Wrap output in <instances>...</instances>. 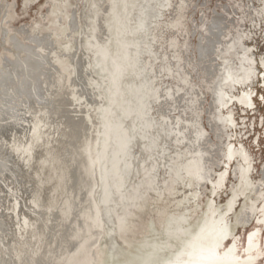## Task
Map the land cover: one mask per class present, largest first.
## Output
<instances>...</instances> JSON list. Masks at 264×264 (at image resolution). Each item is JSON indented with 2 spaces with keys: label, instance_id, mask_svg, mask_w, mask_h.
Here are the masks:
<instances>
[{
  "label": "bare ground",
  "instance_id": "obj_1",
  "mask_svg": "<svg viewBox=\"0 0 264 264\" xmlns=\"http://www.w3.org/2000/svg\"><path fill=\"white\" fill-rule=\"evenodd\" d=\"M50 1L44 28L36 24L27 36L36 47L23 45L11 37L13 59L0 58L3 101L0 103V182L5 189L0 188V213L4 211L0 218V264H87L83 257L95 243L104 240L102 222L97 218V198L107 208L114 196L122 197L129 192L133 195L139 185L155 181L160 158V170L165 169V175L173 174L166 184L168 196H174L181 186L187 195L176 205L183 201L195 203L208 178L206 164L212 162L211 157L219 150L215 144L206 146L211 143L201 130L198 114L204 90L191 80L187 60L183 58L186 54L181 53L180 47L185 49L184 45L179 46L176 38L169 45L174 51L177 70L162 59L164 66L158 72L178 81L175 88L162 90L156 82L158 73L152 77L150 61L141 60L148 54L156 60L150 52L152 22L163 11H171L169 27L180 31L189 7L187 0H116L105 10L98 8L105 0H78L82 3L79 15L86 19L79 32L77 15L69 13V0ZM226 1H232L231 8L218 5L221 12L212 10L204 31L206 36L199 37L196 45L201 69L208 81L212 77L216 86L212 90L215 97L221 90L223 65L228 62L226 55L232 49L237 55L234 41L239 38L240 22L244 21L251 2L246 0L245 5V0ZM133 11L135 21L131 24ZM232 13L238 17L232 18ZM2 15L4 20L6 15ZM163 29L159 32L163 33ZM231 30L236 34L232 35ZM74 34L75 42L71 43ZM101 35L105 38L99 41ZM145 42L146 48L142 47ZM207 62L208 72L204 71ZM64 68L69 70V76L64 74ZM122 76L126 79L123 86L120 85ZM186 87L190 89L189 99L180 105L181 96L188 95ZM159 103L162 109L165 104H178L173 108H183L182 113L190 106L193 113L190 121L182 123L179 118L161 113L155 119L153 106ZM20 117L23 125L18 121ZM216 121L222 122L220 118ZM209 125L214 133V125ZM164 137L174 145L170 161L179 165L176 171L167 161L162 163L167 152L162 142ZM137 142H141L140 149H145L144 155L141 154L144 159L139 163L133 154ZM135 175L142 179L139 183L133 182ZM257 190L259 187L254 185L250 196ZM24 194L26 202L21 199ZM255 210L253 201L246 202L241 209L240 223L234 224H247ZM105 213L107 223L112 224L107 210ZM158 213L160 236L164 240H137L136 253L124 257L123 250L110 245L111 264L214 263L208 248L217 246L216 234L220 227L215 220L210 221L214 226L204 225L200 232L202 223L197 218L183 232L182 240L169 242L168 229L190 216L189 211L177 215H164L162 210ZM209 213L217 214L214 210ZM232 228L230 222L226 232L232 233ZM109 231L106 238L113 235V230ZM176 235L177 232L173 236ZM164 241L163 244L171 246L159 254ZM134 244V241L129 243L125 251ZM188 246L191 254L186 260ZM104 258L105 252L98 264H104Z\"/></svg>",
  "mask_w": 264,
  "mask_h": 264
},
{
  "label": "rangeland",
  "instance_id": "obj_2",
  "mask_svg": "<svg viewBox=\"0 0 264 264\" xmlns=\"http://www.w3.org/2000/svg\"><path fill=\"white\" fill-rule=\"evenodd\" d=\"M94 1H97V0H94ZM115 1L116 0H105L102 3H99L100 7H98V8H99V10L108 9L112 5V3ZM187 1L189 2V7H188V10L184 14V19H185L184 20V23H185L184 27H181L180 31H177L175 28L172 29L169 27L171 25L170 22H171V18H172V12L171 11H163L162 10L163 12L161 14V17L155 19L152 22V25L150 28V34H151V38L153 39V44H152V48H151L150 52L152 53V55L155 56L156 60L150 59L149 54L146 56H143V58L141 60L144 63L150 61V65L153 69L152 70V77H155V75L160 71V68L162 66H164L162 59H166L165 61H166L167 65L169 67H172L176 71L177 70V63H176L175 58L173 59L174 51H173V49L169 48V45H170V42H172L173 39H175V38H176L177 42L179 43V46H181V44H182V46L184 45L185 49H183V47H180V48H182L181 49L182 55L186 54L185 55L186 57L183 56V58H184V60H187L185 62L187 65V70L189 71V73L191 75V80L195 85L197 84L199 87H201L204 90V91L202 90L203 91V96H202L203 99L201 98L202 106H201V109L198 112V114L200 113L199 117L201 118V130H202V132H204L205 137H210L211 136L210 133L212 132L210 130V125H209L210 123H208L210 105L212 104V99L213 98L216 99L217 96L213 97L210 94L209 89L212 86V82H211V79H209V81H208V78H206L203 70L201 69V68H203V66L201 67V65L199 64V61L197 58L198 55L196 52V45H197L199 37L202 36L203 38H205V36H206V33L204 31H205V27L208 25L209 19L212 17V13H213L212 10L214 9V12L216 11L215 13H217L218 11L221 12L218 5H224L227 7H228V5H230L229 6V9H230L232 1L231 2L230 1L228 2L226 0H219V1H217V0H198V1L197 0H187ZM201 1H203V3ZM253 1L255 3V6L257 8H259V5L256 3V1L255 0H253ZM69 2H70L69 13L70 14L75 13L78 17V23H77V26H78L77 30L78 31L77 32H79L83 28V25L86 22V19H82V16L79 15V14H81L82 3L78 0H69ZM218 3H220V4H218ZM244 3L246 4L248 2L245 0ZM249 5H252V2H250ZM50 6H51L50 0H0V10H1L0 27L2 26V24L4 25V26H2V28H0V58L3 57L8 61L13 59L12 58L13 54L10 52L12 50L11 49L12 42L10 41L11 37L17 38V40L20 41L23 45L28 44L29 47H31V48L36 47L35 44H30L29 40H27L29 30L31 29L32 26H34L36 24H39L42 29L44 28V26L46 24V19H47L46 17H47L48 9ZM96 11H98L97 8H96ZM134 13H135V11H133L132 16L135 15ZM2 14L6 15L4 20L1 17ZM201 15H202V17H201ZM231 16H233L232 18H234V19L238 17L234 13H232ZM44 18H46V19H44ZM131 18H132V23L131 22L130 23L134 24L133 21H135V16L131 17ZM2 20L6 21V22H3ZM79 20L81 21V23ZM63 21L66 22V16L64 17ZM259 22L261 23L260 24L261 26L257 25L256 29H254L253 27H250V25L248 23H246L242 27V30L252 34V37H251L252 39L248 40L247 42H244V43L246 44L247 47L252 49L253 58H254V61L256 63V67H255L256 73H257L258 77L263 74V79H264V20H261V21L258 20V24H259ZM201 23H204V24H201ZM197 26H199V27H197ZM196 27H197V31H196V33H194V29ZM167 28H168V30H167ZM22 29H24V31H22ZM159 29H161V30L163 29L164 30L163 33L159 32ZM3 30H5L4 31L5 33L3 32ZM154 30H156V31H154ZM42 31H44V30H42ZM75 35L76 34H74V37L70 40L71 43L75 42V38H76ZM104 38L105 37L103 35H101L99 41L104 40ZM158 38H159V40H158ZM6 44H8V45H6ZM142 45H140V46L145 47L147 45V42H145ZM132 46H133V44H131L129 46V48L131 49ZM146 57H148V58H146ZM57 61L60 62V60H58V59H57ZM153 61H154V63H152ZM193 65H195V66H193ZM206 65L207 66H206V69L204 68V71L208 72L207 69H208V67H210V64L207 62ZM260 67H262L263 70H260ZM68 71L69 70L67 68L63 69V72L66 76H69ZM180 76L183 77L182 73ZM125 81H126V79L122 76L120 79V85L123 86V83ZM156 82L162 90H166L169 88H175L177 86L178 81H176V80L174 81L172 78L168 77L167 74H164L161 72V74H159V73L157 74ZM96 83L98 84L99 81H96ZM261 83H262V81L257 78L254 81L253 85H251V90L253 93V95H252L253 96V98H252L253 110L247 112L246 114H243V112L241 111V108L239 106H237V107L235 106L232 110L236 125L232 129L231 134H232V136H234L233 138H235V135H236L238 137L242 136V138L246 139L245 141H243V146L249 152L252 159L255 160L254 171L252 174V180L253 181L258 180L259 173L262 169V166L264 165V90L260 89ZM263 85H264V80H263ZM94 87H96L95 84H94ZM189 90L190 89L186 90L188 95L186 93H184L183 96H181L182 98L180 99V105H184L187 102V99H189V94H190ZM0 103H3L1 96H0ZM216 103H217V101H216ZM176 105H178V104H174V105H168L167 104V106L165 104L163 106V108H165V109H162V106L160 105V103L155 104L153 106L154 118L157 119L160 116V114H158V113H161V114H165L166 117H169V118H171V117L179 118L182 123L187 122V121L189 122L191 119V115L193 114L191 112L192 109H190V106H189V108H187L185 110V112L182 113L181 110L183 108H180L177 110H175V108H173ZM166 109H168V110H166ZM20 119H21V122H20ZM20 119H18V121H19L20 125H23L22 124V120H23L22 117H20ZM216 127H218V126H216ZM168 132L169 131L167 130V133ZM219 133H220V131L218 129L214 133L212 132V134H214V137H213V139L208 138L210 140L209 143H211V144H207L206 146L211 147L213 144H215L216 142H214V141L218 140L220 138V137H218ZM166 140L168 141V139H166L165 137L162 139V142L164 141V144H163L164 148L167 151L165 153V155H166L165 160H163L162 163L167 161L166 163L167 164L169 163L168 164L169 166L171 164L170 167L174 168V170L176 171L178 169L179 165L174 164L173 162L170 161V157L174 153L173 150H175L174 145L172 146L171 142H169V141L167 142ZM257 142H258V144H257ZM216 144H218V142ZM235 144H236V142H235ZM140 145H141V142H137L136 146L133 149V154L137 158L136 163H139L141 160L144 159L143 158L144 156H142V155H144L145 149H140L141 148ZM166 147L168 148V150ZM172 147H173V149H172ZM140 150H141V153H140ZM221 153H222V151H220V153L216 154V156H219L220 159L222 158ZM201 156H203V153H201ZM216 156H215V158H216ZM156 159H157V156H156ZM158 159H157L158 160L157 164L159 165V169L157 171V175L154 176V178L156 177L155 181H151V182H148L147 184L143 183V184L139 185V189L135 190L133 195H130V192H129L128 194H126L125 196H122V197L114 196L110 201L111 205H109L107 208H106V205H103L101 203L100 199L97 198V202L99 203V206H97L98 207L97 208V218H98L100 223L102 222L101 223V226H102L101 233H102V238L104 237V240L102 242L95 243V245H93L91 247V250H89L87 252V254L83 257L84 263L98 264V262L101 259L102 254L105 252L104 264H111L110 262H112V261L109 258V247H110V245L115 246L116 249L119 248V250H123L124 253H122V255H123L122 257H124V256H129V254L131 252L136 253V250L139 248V242L142 241L144 238H148V239L157 238L158 239L157 241H159V240L163 241L164 237L160 236L162 234L161 229H160V225H159V213L158 212L160 210H162L164 212V215H177L179 213L185 212L186 210L189 211V215H190V219H191L189 221V225L193 224L197 220V218L198 219L203 218L202 213H204L206 211V208H207L206 205L208 204L207 200L210 197V194H209L210 187H207L204 184V186L200 190L199 197L195 203L193 201H189V202L183 201V203L181 205L177 206L176 204L182 200V198L184 197L183 195H187V191L180 186L177 188L174 196H172V197L168 196V191H167L168 185H166V184H168V182H170V180H172L173 174H166L165 175L164 174L165 169L161 168V170H160V164H161L160 162L162 160H160V158H158ZM10 161L12 162L11 159L9 160V162ZM8 165H10V164H8ZM163 165H162V167H163ZM208 165L209 166H206V173H205V176L208 174V176H207L208 178L205 180V183H207V182L209 183L208 179L210 177H214L211 175V172H213V171L215 172L214 166L216 165L219 167V165H217V163H215V160L213 161V163H209ZM232 170L230 172V175L227 176V181H226L227 190L220 193L219 197L216 198V200H215L216 204L219 208L224 207L226 201L230 197L231 186L237 184L236 180L232 174ZM152 178H153V176L150 178V180ZM132 179H133V182L135 180L136 183H139L142 180V179L140 180L138 175H135ZM2 185H3L2 182H0V188H2L1 190H5ZM179 188H182V189L180 190ZM25 195L26 194H24V196ZM24 196H22V197H24ZM22 197H21V199L24 200V202H26L27 196H25V199H23ZM19 200H20V198H19ZM23 203H22V208L24 205ZM25 204H27V203H25ZM202 205H204V206H202ZM27 206H28V204H27ZM241 208H242V203L240 204V206H236V212L234 214L235 217H234V219H233V217H231V221H232V226H233L232 230L234 231V234H236L237 237H240L241 243H243V237L244 236H243L241 226L234 224L235 222L236 223L238 222L237 224L240 223ZM23 209L25 211V209H26L25 205H24ZM106 210H107V215L112 220V224L107 223L108 217L106 216V213H105ZM3 212L0 213V218H1V215H3ZM4 215L6 216V212L4 213ZM150 221H152V223ZM176 224H177L176 225L177 227L174 229L173 232H171V230L168 231L169 235L172 233L171 237H170L171 241H173V240L175 241L179 237L178 234L181 233L182 230L184 229L185 222L184 221H182V222L178 221V223H176ZM173 227L174 226H170L169 229H172ZM252 227L253 226L250 223L248 226H246L244 228V230H246L248 232L252 229ZM109 230H111V231L113 230V233H112L113 235L111 236V238H109V237L106 238V235H107L106 233L110 232ZM176 232H177V236L175 238V236H173V235ZM263 232H264V228L262 230V233ZM141 235H142V237H141ZM137 240L138 241L140 240V241L138 242ZM133 241L136 243V244H134L133 248L125 251V247H127V245ZM260 243L262 244L261 246L263 249L264 248V240L260 239ZM120 252H122V251H120ZM260 264H264V260L261 261Z\"/></svg>",
  "mask_w": 264,
  "mask_h": 264
},
{
  "label": "flooded vegetation",
  "instance_id": "obj_3",
  "mask_svg": "<svg viewBox=\"0 0 264 264\" xmlns=\"http://www.w3.org/2000/svg\"><path fill=\"white\" fill-rule=\"evenodd\" d=\"M255 1L259 5V8H257L254 1L251 0L252 5H250L248 13H245L246 15L244 21L240 22L241 31L239 32V38L237 41H234V44H236L237 55L234 54L233 49L231 53L229 51V54L226 55L228 62L223 65V77L219 84V88L221 90L220 93L217 92L218 104L215 103V99H212V104L210 105L212 112L210 111L208 120L211 125H214L215 131H217V129L220 131L218 136L220 138L214 142H218V144L215 143L217 148H219L217 153L222 151L221 159L219 156H216L217 153L215 154L216 158L211 157V163L215 160V163H217L219 167L216 165L214 166L215 172L211 174L214 177H210L208 179L209 183H205L207 187H210V197L208 198V204L206 205L207 208L205 212L207 213H203V218L200 220V223H202L200 232L203 230L204 225L214 226V224H212L213 222H210L212 220H215V224L220 227L219 232L216 234L217 246H215V248H213L214 246L208 248L210 257L214 262L211 264H260V262L264 260V248L262 249V244L260 243V239L264 240V232L262 233L264 228V165L259 173L258 180L253 181L252 174L254 171L255 160L252 159L249 152L243 146V141L246 139L242 138V136L238 137L236 135L235 138H233L234 136L231 134L232 129L236 125L232 112L233 108L235 106H239L243 114L253 110V93L251 85H253L257 78L262 81L260 89L264 90L263 74L258 77L252 49L247 47L244 43L252 39V34L242 30V27L246 23H248L250 27L256 29L257 25L261 24L260 22L258 24V20H264V0ZM234 33L236 34V32L232 30V35H234ZM260 70H263V68L260 67ZM211 82L213 84L210 87V94L214 97V91L212 90L216 86L213 80ZM216 118H220L222 120L221 124L217 123ZM210 135L211 136L207 138L213 139L214 134L211 132ZM206 166L209 165L206 164ZM231 170L237 184L231 186L230 197L226 201L224 207L219 208L215 200L219 197L220 193L227 190L226 181ZM254 185L256 187L258 186L260 190L254 191V196H250ZM255 196L257 197V200H254ZM250 201L254 202L256 210L255 213L251 215L252 218L247 224L243 226L239 225L241 226L244 236L243 243H241V238L237 237L236 234H234V231L232 233L230 232L231 234H228L226 232V228L227 225L232 222L231 217H233V219L235 217L234 214L236 212V206H240L242 203L243 207L246 202L249 203ZM211 210L216 211L217 214L213 216L214 214L209 213ZM218 211L220 213H218ZM213 217H215V219ZM163 218L165 217L163 216ZM190 220V216L180 220L181 222L184 221L185 225L178 237L179 239H183V232L187 231V227L191 225H189ZM250 223L253 227L247 232L244 228ZM176 225V223L173 224L172 226L174 227L172 229H168V231L171 230V232H173L177 227ZM223 228H225V230H223ZM169 242L172 241L169 240ZM163 243H165V241L160 245L161 250L158 249L159 254L171 246ZM187 253L189 254L186 257V260L191 254V248L189 246ZM215 260L218 261L215 262Z\"/></svg>",
  "mask_w": 264,
  "mask_h": 264
}]
</instances>
